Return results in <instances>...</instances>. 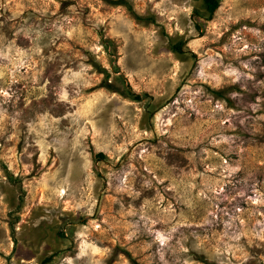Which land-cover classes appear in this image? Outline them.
<instances>
[{
    "label": "rangeland",
    "instance_id": "1",
    "mask_svg": "<svg viewBox=\"0 0 264 264\" xmlns=\"http://www.w3.org/2000/svg\"><path fill=\"white\" fill-rule=\"evenodd\" d=\"M0 264H264V0H0Z\"/></svg>",
    "mask_w": 264,
    "mask_h": 264
},
{
    "label": "trees",
    "instance_id": "2",
    "mask_svg": "<svg viewBox=\"0 0 264 264\" xmlns=\"http://www.w3.org/2000/svg\"><path fill=\"white\" fill-rule=\"evenodd\" d=\"M201 1L203 2L204 8H205L207 14L211 16L213 14V12L216 10V8L218 7V0H201ZM180 46H181V44H178V45L174 46L173 49H175L176 51H179ZM123 91L120 92L121 96L128 98V99H134L137 101L140 100V96L131 92V89L129 87H125Z\"/></svg>",
    "mask_w": 264,
    "mask_h": 264
}]
</instances>
